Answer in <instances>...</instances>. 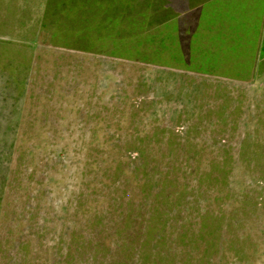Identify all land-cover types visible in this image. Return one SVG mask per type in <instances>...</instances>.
<instances>
[{"label":"rangeland","instance_id":"rangeland-1","mask_svg":"<svg viewBox=\"0 0 264 264\" xmlns=\"http://www.w3.org/2000/svg\"><path fill=\"white\" fill-rule=\"evenodd\" d=\"M46 1L0 0V55L39 50L47 80L62 83L46 86V107L64 111L63 127L17 137L0 264H139L142 220L156 206L168 213L153 264H199L198 232L213 231L199 215L214 211L215 176L188 138L185 81L165 66L67 47Z\"/></svg>","mask_w":264,"mask_h":264},{"label":"crops","instance_id":"crops-1","mask_svg":"<svg viewBox=\"0 0 264 264\" xmlns=\"http://www.w3.org/2000/svg\"><path fill=\"white\" fill-rule=\"evenodd\" d=\"M60 1L47 0L44 15ZM167 13L177 59L167 69L185 81L188 138L215 176L214 211L199 215L213 224L198 232L199 264H264V0H167ZM27 53L0 55V207L21 129L63 127V109L46 107V86L61 79L49 82L41 52Z\"/></svg>","mask_w":264,"mask_h":264},{"label":"trees","instance_id":"trees-1","mask_svg":"<svg viewBox=\"0 0 264 264\" xmlns=\"http://www.w3.org/2000/svg\"><path fill=\"white\" fill-rule=\"evenodd\" d=\"M50 16L67 47L165 67L177 60L168 50L167 0H61ZM152 210L142 220L139 264H153L166 245L168 212Z\"/></svg>","mask_w":264,"mask_h":264}]
</instances>
